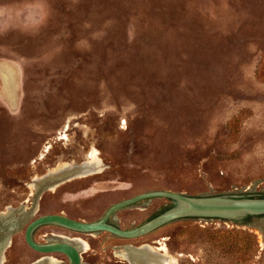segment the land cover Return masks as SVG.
<instances>
[{
	"label": "rangeland",
	"instance_id": "1",
	"mask_svg": "<svg viewBox=\"0 0 264 264\" xmlns=\"http://www.w3.org/2000/svg\"><path fill=\"white\" fill-rule=\"evenodd\" d=\"M90 161L93 174L61 176ZM154 190L264 197V0H0L3 264L43 257L24 241L40 215L95 221ZM173 206L143 200L110 223ZM48 232L85 240L81 264H144L137 250L264 264L263 216L184 217L130 239L45 225L33 240Z\"/></svg>",
	"mask_w": 264,
	"mask_h": 264
},
{
	"label": "water",
	"instance_id": "2",
	"mask_svg": "<svg viewBox=\"0 0 264 264\" xmlns=\"http://www.w3.org/2000/svg\"><path fill=\"white\" fill-rule=\"evenodd\" d=\"M157 197L170 199L174 206L130 229H121L110 223V219L118 210ZM254 216L264 217V197L253 198L235 195L199 197L173 191L154 190L112 204L95 221L76 220L62 214L40 215L26 225L24 241L31 249L43 253V257L50 253H62L67 255L69 259L67 264H81L80 252L74 245L65 241L37 243L33 240V231L40 226L55 225L76 233L107 232L120 238L130 239L143 236L170 221L184 217L221 218L239 221Z\"/></svg>",
	"mask_w": 264,
	"mask_h": 264
},
{
	"label": "bare ground",
	"instance_id": "3",
	"mask_svg": "<svg viewBox=\"0 0 264 264\" xmlns=\"http://www.w3.org/2000/svg\"><path fill=\"white\" fill-rule=\"evenodd\" d=\"M95 156V155H94ZM86 164V163H85ZM87 165V164H86ZM95 163L93 161H90L89 164L85 167L82 168H63L61 169V176L62 175H68V176H72L73 174H78L79 176H84V175H90L93 174L95 171ZM59 171V172H60ZM68 179H71L70 177ZM65 240V242L71 243L72 245H74L78 250L82 251L87 249L88 247V243L78 237H73V238H63ZM9 245V240L7 239L6 241H4L2 244H0V264H3V250ZM129 249V248H128ZM127 249V250H128ZM160 250L164 251V248L161 247ZM139 255V261L143 262L144 264H172L170 263V261L168 260L166 255H161L158 256L156 254H151L152 252H148L146 250H137L136 252ZM122 255V253H121ZM120 255V256H121ZM54 262V259H50L47 257H42L40 258L37 263L38 264H48V262ZM134 264V263H131Z\"/></svg>",
	"mask_w": 264,
	"mask_h": 264
},
{
	"label": "flooded vegetation",
	"instance_id": "4",
	"mask_svg": "<svg viewBox=\"0 0 264 264\" xmlns=\"http://www.w3.org/2000/svg\"><path fill=\"white\" fill-rule=\"evenodd\" d=\"M39 228V227H38ZM36 228L33 233L38 229ZM33 233H32V237H33ZM54 236L55 238L51 237ZM40 238L43 242H51V241H65L63 238H67V236H64L63 234H59V233H52V232H48V233H43L40 235ZM68 238H72V237H68ZM60 255V259L54 258L52 256H50L49 254L46 255L47 258L50 259H54V262L49 261L48 264H67L69 262V259L67 257V255L62 254V253H55ZM36 263V261H35Z\"/></svg>",
	"mask_w": 264,
	"mask_h": 264
},
{
	"label": "trees",
	"instance_id": "5",
	"mask_svg": "<svg viewBox=\"0 0 264 264\" xmlns=\"http://www.w3.org/2000/svg\"><path fill=\"white\" fill-rule=\"evenodd\" d=\"M163 210V209H162Z\"/></svg>",
	"mask_w": 264,
	"mask_h": 264
}]
</instances>
